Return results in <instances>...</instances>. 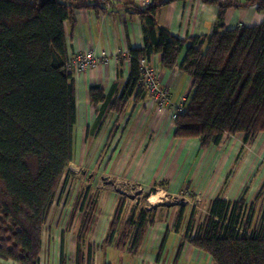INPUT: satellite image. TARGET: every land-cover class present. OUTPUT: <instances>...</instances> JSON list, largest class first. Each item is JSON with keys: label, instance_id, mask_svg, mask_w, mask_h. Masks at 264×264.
<instances>
[{"label": "trees", "instance_id": "obj_1", "mask_svg": "<svg viewBox=\"0 0 264 264\" xmlns=\"http://www.w3.org/2000/svg\"><path fill=\"white\" fill-rule=\"evenodd\" d=\"M178 1L187 0H151L143 6L111 0H0L1 261L39 263L43 228L72 160L76 104L64 25H74L75 10L92 11L98 17L107 6L123 9L142 24L143 46L129 47L118 58L117 80L109 93L105 95L99 86L89 89L90 104L99 107L100 114L107 110L118 116L131 99L135 104L146 101L139 63L160 55L161 69L170 71L179 64V72L190 81L183 110L173 123L175 140H196L199 150L205 151L219 145L224 136H242L247 144L264 134V21L233 30H224L223 24L231 8L255 6L264 13V0H200L217 6L216 24L209 36L184 40L156 20L160 8ZM125 62L128 78L117 98L111 99ZM263 192L264 185L250 203L254 214ZM248 204L243 197L233 202L213 198L195 233L192 211L176 258L184 243L207 255L212 264H264V227L249 230ZM96 207L95 199L80 205L75 264L86 263L80 249L95 223ZM122 207L123 203L117 204L108 235L99 247L102 253L113 249L136 256L148 215L134 213L119 224ZM75 213H70V221ZM183 221L181 207L175 215L174 234L180 233ZM66 262L60 259V264Z\"/></svg>", "mask_w": 264, "mask_h": 264}, {"label": "crops", "instance_id": "obj_2", "mask_svg": "<svg viewBox=\"0 0 264 264\" xmlns=\"http://www.w3.org/2000/svg\"><path fill=\"white\" fill-rule=\"evenodd\" d=\"M111 1L113 3L127 6H142L141 0ZM238 1L243 2L244 0ZM217 12V6L206 5L200 0L178 1L160 8L156 14V20L159 26L168 29L174 36L184 40L192 37L209 36L217 19ZM73 18V26H71L69 23L64 25L68 59L71 55L83 52H92L96 57L100 58V65L97 67V69L92 71L87 70L79 74H74L73 76L76 104V125L73 130V147H75V139L76 145L81 146V142L84 137V134H82L83 128L90 127L86 129V133L89 138L93 129L95 130V134H100V136L103 135L109 130V127H112V123L114 121H117L116 124H121V126L125 125L126 129L122 133H118L117 131V129L120 127L117 129L115 126L111 128L107 139V142L111 141L113 135L117 131L116 134L118 137L113 138V142H117L119 141V137L122 134L119 147L124 150L120 155L118 154L116 156L114 162L115 165L120 166L122 170L117 171L114 176L116 180L123 182L125 186L126 184H129L125 183L126 181L135 183L138 178V172L141 169L140 165L142 162L146 161L148 170L147 173L143 175L141 183L145 184L144 186H146L148 189L152 188L163 181L161 179H163L164 176H161L159 172L155 171V169L157 166H159L161 170H166V167L170 162L172 152L176 146L175 142L177 141V144L182 143L183 145L181 144V146L184 147V145L187 146L189 145L188 143L191 141L194 142L196 140H175L174 125H169V119H166L165 114L161 113V115H156V112L154 111V114L152 112L149 115H146L145 109L143 108V102L135 104L132 99L128 102L126 109L121 115L117 116L116 114L110 113L107 110L102 111L100 114V108L97 107L95 109L90 104L89 89L92 86H99L104 91L105 95L109 93L112 85L117 80L116 71L118 58L120 56H125L129 47L134 48L143 46L142 24L138 17H132L128 15L125 10L116 8L111 10V8L108 6L105 7L104 12L99 13L98 17H96L92 11L75 10L73 12ZM263 21L264 14L258 12L255 6H250L246 9L231 8L227 10L224 17V25L226 29H234L239 26H251L254 24H259ZM69 37L72 38L69 40ZM184 52L185 50H183L179 56V63L182 61ZM160 59V55H155L152 57L151 61L159 70V86L168 91V103L165 105V112L168 113L167 109H169V106H175L182 98H186L190 89V81L187 77L179 72V64H177L176 67L170 71L161 69ZM128 75L129 64L125 62L123 65L122 78L118 80V85L110 96L111 99L117 98L124 86L126 79L128 78ZM144 107H146V103L144 104ZM97 113L103 115L101 116L100 124L96 126L95 122L97 119ZM137 123L144 125L139 127ZM78 135H81L80 139ZM194 144L195 149L200 151L198 142L196 141ZM132 147H134L135 155L129 163H126L127 152H129ZM183 150L184 148H182L181 151ZM185 151L186 149L183 152V156H185ZM187 151V153H189L190 149L187 148ZM208 151L209 149H207V151L205 150V152ZM246 163L247 162L245 160V164ZM245 164L242 166L236 178L232 179L233 183L230 187V190L228 189L227 192L221 193L223 196L222 198L227 202H233L237 200V196L234 197L236 195L234 190H240L248 180V177L244 180L245 174L243 170H246ZM222 172L223 170L220 169V173L216 175L213 180L220 181ZM191 174L192 173L190 172L189 175ZM184 175L185 173H182V175L179 174V177ZM168 177L169 181H173L174 176ZM184 180L185 178H183L182 182ZM185 183L190 182L185 181ZM172 186L173 183L169 184L171 189ZM182 187H188V185L183 183ZM162 190L166 189L162 187L156 188L155 192L161 191L164 194L166 191ZM155 194L157 195V193ZM248 195L251 194L248 193ZM248 195H246V198H248ZM147 204H153L151 207L154 206V203H149L148 201ZM103 212L104 209L101 210L99 220L96 221L95 218L97 227L94 235H96L99 231L102 233V238L98 239V247L102 243L103 239H105L103 238L104 231L101 229L99 230L101 223L104 222L106 218ZM51 213L52 211L50 212L49 217H51ZM121 217L122 216H120L118 219L119 224H122L127 219L124 217L122 220ZM107 222V228H109L111 220L109 221L107 218ZM153 222H156V219H154ZM146 229V233L141 240L140 250L136 256H129L126 252H118L112 249L114 252V257L109 259L107 258V262L105 264H179L180 260L184 257L187 260L186 263L212 264L210 258L207 255L193 249L188 244H182L179 255L176 258L180 240L179 235L174 234L172 230L164 232V228L161 225H147ZM92 230L93 226L90 228L87 234L91 233ZM74 241L76 242V240ZM162 244L164 245V248L162 247L163 250L160 253L159 250L162 249ZM65 245H68L67 252H65ZM86 247V249H82L81 245L80 252L85 255V258H83L84 262H86L85 264H92V255L90 251L92 249L90 246ZM70 248L71 239H65L64 234L60 235L59 252L58 250L56 251L58 255L56 256L54 254L53 259L50 260L49 264H60L61 258L65 259V261H68L66 264L69 262L70 264H75L73 260L75 259L76 243L73 255L70 253L68 254ZM166 260H168L169 263L168 261L166 262ZM46 263V260L42 262L41 249L38 264ZM0 264L13 263L0 260Z\"/></svg>", "mask_w": 264, "mask_h": 264}, {"label": "rangeland", "instance_id": "obj_3", "mask_svg": "<svg viewBox=\"0 0 264 264\" xmlns=\"http://www.w3.org/2000/svg\"><path fill=\"white\" fill-rule=\"evenodd\" d=\"M251 26H239L236 28ZM224 30L233 29H226L224 25ZM74 56L75 55H71L70 59ZM87 70L89 69L79 71L78 73L72 71V73L74 76V74H79ZM145 103H147V101L143 102L145 114L149 115L152 112L154 114L155 110L150 112L149 107H144ZM167 110L170 112L171 107L169 106ZM161 113L166 115V119L168 118L167 112L163 110ZM156 115H158V112H156ZM168 122L169 125H173L170 119ZM116 123L117 121H114L112 127H109V130L107 129L108 131L101 136L100 134H95V130L91 129L92 131L89 138L86 129L90 127L81 128L82 134H84L81 146L76 145L75 139V147H72L73 154L71 163L67 167L66 176L53 201L51 217L48 218L47 224L43 229L42 262L46 260V264H49L50 260L53 259V255H58L56 251L58 250L59 252V239L60 235L63 234L65 239H71V248L68 254L70 253L73 255L76 243L74 240H76L79 225V208L82 202L87 200L91 201L95 199L96 201L97 207L93 214L96 221L99 220L101 210L104 209L103 213L106 218L99 227V230L101 229L104 231L103 238L107 237L109 231L107 228V218L109 221L114 219L115 210L119 203H123L120 215L122 216V220L124 217L129 218L134 213L144 211L148 215V225H161L164 228V232L170 230L173 232L175 215L177 211L183 207L184 221L181 225V233L178 234L180 240L185 234L187 221L192 211L194 212L193 218L195 221L192 227L193 233L197 232L202 224L203 218L206 217L211 200L215 197H223L221 193L227 192L228 189L230 190L233 183L232 179L236 178L242 166L245 164V160L247 163L245 164L246 170H243L245 174L244 180L247 177L248 180L240 190H234L236 194L234 197L237 196V200L243 197L247 201V204L249 203L247 207L251 212L249 230L258 231L261 227H264V213L262 210L264 208V192L262 193L261 199L255 204L257 208L255 214L252 212V207L250 205L257 196L260 187L264 185V134L258 135L247 144L244 143L242 136H235L232 138L224 136L220 144L211 146L208 152L196 150L194 144L196 141H191L188 143L189 145H184V147L181 146L182 143L177 144L176 141V146L172 152L166 170H161L159 166L155 169L161 176H164L163 179H161L163 181L148 189L144 186L145 184L141 183L143 175H145L148 170L146 161L141 163V169L138 172V178L135 183L126 181L125 183L129 184L125 186L123 182L116 180L114 176L117 171L122 170V168L116 166L114 162L116 156L118 154L120 155L124 149L119 147L122 134L117 142H113V138L118 137L116 134L117 131L118 133H122L126 129L125 125L121 126V124ZM137 124L139 127L144 125L140 123ZM114 126L116 129L118 127L120 128H118L119 130L117 129L111 141L107 142L111 128ZM78 137L80 139L81 135H78ZM182 148H184V150L186 149L185 156H183L184 150L181 151ZM187 148L190 149L189 153H187ZM134 155L135 150L134 147H132L129 152H127L126 163H129ZM220 169L223 170L220 181L213 180V178L220 173ZM190 172L192 173L191 175H189ZM182 173H185V175L179 177V174L182 175ZM168 176H174L173 181H169ZM183 178H185V180L182 182ZM185 181H189L191 185L190 183H185ZM172 183L173 186L171 189L169 184ZM183 183L187 184L188 187H182ZM161 187L166 189L162 190L166 192L163 194V197H157L154 206L151 207L153 204H147L149 196L151 194L155 196V193H157L155 192L156 188ZM248 193L251 195H248ZM246 195H248V198H246ZM71 212L76 213L73 220L70 221L69 216ZM246 214L248 215L247 210ZM154 219H156V222H153ZM96 227L97 223L93 225L92 232L84 237L82 249H86V246L91 247L92 264H105L107 258L114 257V252L111 249L110 251L107 250L105 253H102L98 247V239L102 238V233L99 231L94 235ZM262 239L264 241V238ZM67 251L68 245H65V252ZM167 261L168 260H166V262ZM186 262L187 260L184 257L180 260L179 264H195Z\"/></svg>", "mask_w": 264, "mask_h": 264}, {"label": "built area", "instance_id": "obj_4", "mask_svg": "<svg viewBox=\"0 0 264 264\" xmlns=\"http://www.w3.org/2000/svg\"><path fill=\"white\" fill-rule=\"evenodd\" d=\"M151 0H141L142 6L150 3ZM100 58H97L92 52L77 53L73 58L68 59V68L72 72H79L86 69L95 70L100 65ZM140 72L142 75V85L145 88L147 103L150 111L155 110L161 113L165 110V105L168 103V91L163 89L158 84V69L151 62L145 59L140 60ZM185 99L182 98L175 106H171L168 112V119L171 123L175 121L176 116L182 112Z\"/></svg>", "mask_w": 264, "mask_h": 264}, {"label": "bare ground", "instance_id": "obj_5", "mask_svg": "<svg viewBox=\"0 0 264 264\" xmlns=\"http://www.w3.org/2000/svg\"><path fill=\"white\" fill-rule=\"evenodd\" d=\"M159 114L161 115V113H159ZM159 114H158V115H159ZM75 135H76V134H75ZM162 194H163V192L158 191V192H157V195H155V196H154V195L151 196V197L149 198L148 202H149V203H155V199H156L157 197H159V198L163 197Z\"/></svg>", "mask_w": 264, "mask_h": 264}]
</instances>
